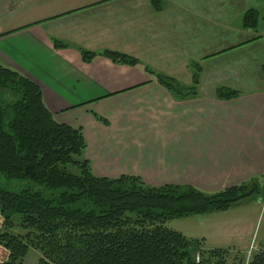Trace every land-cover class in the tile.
Wrapping results in <instances>:
<instances>
[{"label":"crops","instance_id":"1","mask_svg":"<svg viewBox=\"0 0 264 264\" xmlns=\"http://www.w3.org/2000/svg\"><path fill=\"white\" fill-rule=\"evenodd\" d=\"M262 6L163 0L156 11L152 0H0V61L40 86L57 120L83 129L95 175L217 191L264 168V34L242 22ZM78 46L124 52L174 76L201 61V95L176 101L144 64L87 63ZM218 84L243 95L218 100ZM7 255L0 246V259Z\"/></svg>","mask_w":264,"mask_h":264},{"label":"trees","instance_id":"2","mask_svg":"<svg viewBox=\"0 0 264 264\" xmlns=\"http://www.w3.org/2000/svg\"><path fill=\"white\" fill-rule=\"evenodd\" d=\"M152 4L156 11L163 8V0ZM258 20L259 12L249 9L243 26L255 29ZM53 42L58 48L69 46L59 39ZM77 49L87 63L105 57L118 64L143 65L137 57L112 49ZM191 68L189 87L144 66L179 101L200 96L202 67L192 61ZM261 68L264 74V64ZM242 95L225 85L215 89L218 100ZM87 147L83 129L57 120L36 82L0 61V176L25 182L18 191L0 186V246L8 253L0 264H23L31 247L41 252L38 264L244 263L238 255L230 261L232 249L207 248L204 239L189 238L167 222L225 211L250 197L263 198L264 182L253 178L208 192L192 184L153 185L138 175L97 176L88 158H76ZM69 164H77L81 174L69 172ZM15 214L21 215L20 225L27 233L11 232ZM196 253L201 254L200 262ZM250 264H264V252L255 253Z\"/></svg>","mask_w":264,"mask_h":264},{"label":"rangeland","instance_id":"3","mask_svg":"<svg viewBox=\"0 0 264 264\" xmlns=\"http://www.w3.org/2000/svg\"><path fill=\"white\" fill-rule=\"evenodd\" d=\"M259 8H260L259 9L260 13H259L258 26L257 28H255L254 34L256 33L264 34V6L259 7ZM242 22H243V19H242ZM192 61H196L199 63L201 62L197 60H191L188 65L190 67L189 70L187 71L177 70L176 71L177 73L176 76L178 77L168 72L156 70L147 63L143 62V64L144 66L148 65L149 67H151L152 69L156 71L172 76L176 78L177 80H179L180 82H182L184 85L190 87L192 84L193 73H194V71L191 68ZM252 73L253 72L251 69L250 75ZM202 74H203V68L200 74V86H199L200 95H201V86H202L201 85ZM259 74L261 75L260 71H259ZM188 77L191 79L190 83L187 82ZM204 79L207 80L208 78L205 76ZM217 86H219V84ZM206 90L208 89L206 88ZM199 97L189 98L183 101L195 100ZM176 101H179V100H176ZM90 154H91V150L90 148H88L83 152L81 157H76V158H79V159L89 158L88 155ZM67 170L76 175L81 174V169L77 164H69L67 166ZM253 178L260 181L259 183L262 184L264 182V168L262 167L261 171L256 174L247 176V178L244 179L243 181L248 183V180H252ZM24 185H25V182H21L17 180H10L4 176H0V186L9 188L10 190L18 191ZM222 189L223 188H220V190ZM215 191H211V192H215ZM13 221L15 225L12 228L11 232L15 234L27 233V230L23 226L20 225L21 215L19 214L13 215ZM1 222H2V219H1ZM167 225L170 228H173L177 231L182 232L184 235H186L189 238L202 240L203 237H206L207 238L206 240H208V242L206 243L207 248H230L232 249L230 253L231 254L230 261L235 260L237 255L239 258L243 257L242 259H244V257L247 256V253H242V252L253 250L254 247L256 248L253 250L252 256L257 252H264V250H256L259 247H262L264 249V197L263 198L262 197H259V198L250 197L248 198V200H246L242 204L233 206L230 209L225 210V211L214 212V213L206 214V215L197 214V215H190V216L181 217V218H175V219L168 221ZM217 228H221L222 232L221 233L216 232ZM40 257H41L40 250L31 247L27 255L25 256L23 264H38Z\"/></svg>","mask_w":264,"mask_h":264},{"label":"built area","instance_id":"4","mask_svg":"<svg viewBox=\"0 0 264 264\" xmlns=\"http://www.w3.org/2000/svg\"><path fill=\"white\" fill-rule=\"evenodd\" d=\"M249 257H250V253H249V255H248V258H247L245 264H249ZM195 258H196V261H197V262H200V260H201L200 253H197Z\"/></svg>","mask_w":264,"mask_h":264}]
</instances>
